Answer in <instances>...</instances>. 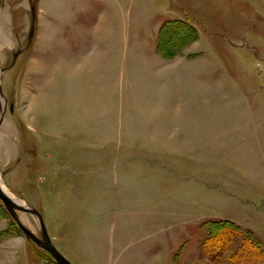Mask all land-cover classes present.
<instances>
[{"label":"rangeland","instance_id":"1","mask_svg":"<svg viewBox=\"0 0 264 264\" xmlns=\"http://www.w3.org/2000/svg\"><path fill=\"white\" fill-rule=\"evenodd\" d=\"M16 1L28 4L15 13L30 16L32 30L29 38L17 40L23 53L15 78L22 79L28 49L32 58L41 56L46 68L41 91L32 80L30 87L20 86L18 101L15 85L2 83L9 95L14 93L8 104L17 107L10 118L20 139L29 129L21 112L30 96L31 112L41 116L38 122L48 133L55 127L59 132L73 125L77 129L71 94L84 75L71 80L69 71L55 69L59 51L107 43L113 48L117 34L128 68L142 75L132 77L128 89L133 91L127 95V102H137L128 107L141 106L142 115L128 108L122 129L109 123L103 134L86 135L76 117L83 132L75 136L74 148L65 140L63 146L48 141L46 151L38 143L24 144L19 162H0V184L16 202L42 212L56 249L71 264H227L238 246L235 231L213 222L228 220L241 235L251 231L263 249L257 264H264V187L234 177V98L240 103L244 92L248 109H264V0H124L125 22L120 24L114 21V0L110 5L107 0ZM6 2L0 0V34L9 15ZM96 17L103 22L89 24ZM94 26L106 38L94 42ZM82 81L79 86L85 87L86 78ZM90 84L98 87L87 94L93 98L88 107L93 114L105 108L107 93L102 79L90 78ZM63 88L70 96L63 95L69 106L61 110ZM250 110L243 118L256 117ZM189 111L198 117H188ZM246 153L241 149L236 157L256 159ZM5 154L0 140V157ZM17 214L40 235L35 214ZM121 229L126 235L116 250L120 256L107 260L103 249ZM206 240L225 245L207 254L202 250ZM0 245V264H56L24 238L1 203Z\"/></svg>","mask_w":264,"mask_h":264},{"label":"crops","instance_id":"2","mask_svg":"<svg viewBox=\"0 0 264 264\" xmlns=\"http://www.w3.org/2000/svg\"><path fill=\"white\" fill-rule=\"evenodd\" d=\"M107 1L110 5L111 0ZM112 3L118 7V15L114 16V21L118 22V24L125 22V16H121V14H123L122 12L124 10L125 1L114 0ZM26 5L28 4L25 1L7 0L6 6L8 8L9 15L7 19H4L5 22H1L2 28L0 38H2L1 42L3 45L0 46V97L3 101L0 102V140L4 143V150L6 154L5 158L0 157V162H19L24 144L31 145L32 143H38L40 148L46 151L48 149V141L49 143L63 146L64 143L62 140H65L66 142L71 143L74 148V144L78 143V138H75V136L83 132V130H79L78 128L79 120H77L76 117L81 118V124H84L86 135H95L97 132H101L102 134L103 132H106L108 129L106 126L110 124L111 128L116 127L118 130L126 126V112L130 107L134 108L136 112L141 113L140 116L142 115L141 106L130 105L128 107L127 105L128 103H137L127 102L128 92L133 91V89H128V84L131 82V80L133 81L132 77H140L142 75L133 74L131 71H134L135 69L128 68V64L125 61L126 50H121V42L119 41L120 38L116 34L115 41H117L118 46H114L113 48L110 47V43H107V46H102L103 48L92 47L88 50H85V48H79L80 46H74L66 49L65 54L64 50L59 51V57L57 58L58 62L55 65V69H59L62 72L69 71V77L71 76V80H75V75L76 77L78 76L80 78V75L82 74L84 75L82 76V80L86 78L85 87L79 86L83 83L82 80L79 82L77 81L71 94L73 100L74 124L77 125V129H73V125L71 128L69 126L67 127V132H59L58 128L55 127L54 133L50 131V133H48V131L43 129L41 124L38 122L41 116L37 115L36 117V115H33L31 112L30 96L26 110L21 112V117L29 129L26 135L20 139L21 135L20 132L18 133L16 122L12 117L10 118V115L12 116L15 113L17 107H14L12 104H8L9 98L13 97L14 93L13 96L9 95L2 83L10 84L11 88H13L12 85H15L17 91V93L15 91V96H17V98H15L18 101V92L20 86L22 88L30 87L32 83L31 81L34 80L35 83H40L38 84V87H40L41 73L46 69L43 66L45 62L41 61V56H33L32 58L30 56V49H28L27 59L25 60L26 68L24 65L22 79L17 81L14 75L16 65L21 62L20 56L23 53L20 52V48L17 47V40L29 38L32 30L31 17L28 15H22L19 17V15L15 13L16 9L24 8ZM103 5L104 4L102 3V8ZM86 6H83V8L89 13L91 6L89 4H86ZM105 7H108V5L105 4ZM102 19L97 17L96 19L91 18V20H94V22L89 24L98 25L103 22ZM58 29L59 28L55 30L56 36L57 32H59ZM37 30L38 27L36 28V35L41 40L43 38V34H40L39 31L37 32ZM105 33L98 30V28L94 26V28H92V38L94 39V42L95 39L100 36L106 38ZM6 39L10 40V42H7ZM40 48L41 47L39 46L36 47V52L40 53ZM42 51V53H44V50ZM102 58L105 59L104 61L108 62L102 65V67L105 68L103 71L100 70V66L102 64L100 62ZM243 67L247 68L248 66L241 65L239 69H242ZM32 72L38 76L37 79L36 77H32ZM89 74L91 75L89 76ZM62 76L66 77V73H64ZM90 78L92 80L102 79L103 91L107 93L105 97V108L97 110L93 114L88 111V107L93 102V98L87 96V94H91V91L95 92L98 87L95 86L96 84H90ZM63 89L64 90L62 92L60 91L58 95V107L61 110H63L65 106H69V103L65 104V101H63V99H65L63 95L69 94L70 96L68 89ZM240 90L241 89H238L236 92H239ZM38 91H41V87ZM77 91H79L78 93L81 97L78 101L76 99ZM6 95L8 97H6ZM244 95L245 94L243 92L242 96ZM242 96H240V103L234 98V177H236V179L239 181L247 180L251 184L257 183L264 187V109H248L247 106L243 104V101L246 98ZM240 106L241 112H238ZM7 107L9 109L6 112ZM246 110L255 112L257 114L256 117L243 118L242 115ZM240 115L242 116V119ZM156 117H159V115H156ZM188 117L198 116L196 111H189ZM241 149L245 150L247 153H252L246 154L250 157H255L256 159L247 160V157L237 158L236 155ZM124 230L125 229H121L114 233L113 236L111 235L109 237L107 244L108 246L103 249L102 254V256L105 257L107 254V260H111V258L114 260L116 257L120 256L116 255V250L119 248V246H121L120 243L122 236L126 235V231ZM9 240L6 239V241L3 242L4 245L9 243ZM16 242L18 244H22L19 241ZM2 245H0V249Z\"/></svg>","mask_w":264,"mask_h":264},{"label":"water","instance_id":"3","mask_svg":"<svg viewBox=\"0 0 264 264\" xmlns=\"http://www.w3.org/2000/svg\"><path fill=\"white\" fill-rule=\"evenodd\" d=\"M0 201L8 211L13 221L18 226L22 235L33 242L38 247L44 249L51 258L56 262V264H71L66 257H64L52 243L48 232L46 230L44 221L42 219L41 213L34 207L23 205L16 202L1 186L0 184ZM22 211L26 213L35 214L39 220L40 235H36L32 230H30L18 217L17 212Z\"/></svg>","mask_w":264,"mask_h":264},{"label":"trees","instance_id":"4","mask_svg":"<svg viewBox=\"0 0 264 264\" xmlns=\"http://www.w3.org/2000/svg\"><path fill=\"white\" fill-rule=\"evenodd\" d=\"M216 222L222 224H229L228 227L230 229L231 228L234 229L233 231H235L236 237L234 238V240H236L238 246L234 250V254L231 255L232 257L227 262V264H250V262L251 264L259 263L258 262L259 259H262L263 257V249L260 246L259 242L255 240V238L251 235V231L247 230L246 234L241 235L242 234L241 230L239 229L238 225H236L234 222L224 220V221H214L213 223L216 224ZM216 227H217L216 225L211 226L212 233L215 232ZM207 237L209 236L207 235ZM224 245L225 243L222 244V241L216 242L215 240H213V242L211 243L210 240H206L204 242L202 250L207 254H209L213 252V249L219 250L223 248Z\"/></svg>","mask_w":264,"mask_h":264},{"label":"bare ground","instance_id":"5","mask_svg":"<svg viewBox=\"0 0 264 264\" xmlns=\"http://www.w3.org/2000/svg\"><path fill=\"white\" fill-rule=\"evenodd\" d=\"M4 92V91H3ZM5 94V93H4ZM6 97H8L7 95H6ZM2 186V185H1ZM2 188L7 192V193H9V195H10V191L8 190V189H5L3 186H2ZM12 194V193H11ZM41 214H42V212H41ZM42 219H43V221H44V224H45V227H46V230H47V223H46V219H45V217L43 216V214H42ZM47 232H48V230H47ZM48 235H49V233H48ZM49 237L51 238V240H52V237L49 235Z\"/></svg>","mask_w":264,"mask_h":264}]
</instances>
